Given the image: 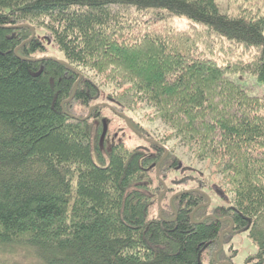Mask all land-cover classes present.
Masks as SVG:
<instances>
[{
    "label": "trees",
    "instance_id": "16d2710c",
    "mask_svg": "<svg viewBox=\"0 0 264 264\" xmlns=\"http://www.w3.org/2000/svg\"><path fill=\"white\" fill-rule=\"evenodd\" d=\"M262 1L232 0L229 12L217 0H0V264H215L223 226L196 224L204 186L256 245L246 261L264 264V93L240 82L264 84ZM37 28L62 64L32 58L44 50ZM102 85L150 106L165 140L220 182L173 187L159 212L163 179L184 167L164 140L99 148L96 99L128 111Z\"/></svg>",
    "mask_w": 264,
    "mask_h": 264
},
{
    "label": "rangeland",
    "instance_id": "374dc122",
    "mask_svg": "<svg viewBox=\"0 0 264 264\" xmlns=\"http://www.w3.org/2000/svg\"><path fill=\"white\" fill-rule=\"evenodd\" d=\"M231 2L232 0H217V3L220 4L223 9H226L229 12H231V6L233 5ZM257 7L258 5H256L255 8ZM260 14L264 15V0L261 3ZM172 23L178 29H186L191 24V22L184 17L174 18ZM36 33L44 47V50L35 52L32 54V58L37 60L50 58L55 61L62 62L63 53L58 48H56L54 44H51L45 40L43 37L44 29L37 28ZM88 76L93 78L94 74L88 73ZM240 82L252 96L261 97L263 95L264 84L257 83L254 78L250 76H244L241 78ZM100 89L102 91V95H110L116 102L122 103L124 105L125 109L128 110L124 116L128 119L130 126L132 127L133 125L134 128H130L128 123L119 115H117L111 108H107L106 104L101 102L102 99H96L94 103L101 105L100 115L102 117L101 133L98 140L99 148L103 149L104 141L106 140L107 146H111L116 143H123L128 148L139 147L145 152H148L149 145L152 141L164 140L163 142L165 148L171 151L173 155L176 156L177 159H179V161L182 163L181 166L184 167L182 172H176L172 170L167 174V177L165 178L167 186H170V182H174V186L178 187V189L182 191L193 186L195 179L202 180L203 178H209L210 181H208V183L210 184H217L220 182V177L213 174L214 170L207 162L194 159L189 154L187 149L182 147V145H180L177 141L165 140V137H168L169 135V131L159 120H151L150 115L152 116L153 110L150 106H146L143 102L135 99L134 97H119L123 93V90H118L114 86L102 85L100 86ZM97 127L98 122L95 121L93 127V136L95 134L94 132L97 130ZM91 148L92 158L96 165L105 166L108 164L107 155L102 151L101 152L103 153L102 155L105 159V163L102 165L98 161L96 152L94 150L93 138ZM185 180H187V182H184ZM176 182H179V184L176 185ZM208 188L209 187L204 186L201 189L210 193L211 206L224 207L227 202L213 194L211 195V192ZM165 204H167L166 201L163 202V206ZM156 216H158V212L153 206L150 210L149 218H155ZM231 247L232 264H244L249 257L256 254L257 252V247L252 242L251 238H249L248 231L236 232L232 234L230 243H226L221 247L222 256L231 257Z\"/></svg>",
    "mask_w": 264,
    "mask_h": 264
},
{
    "label": "flooded vegetation",
    "instance_id": "af4514ba",
    "mask_svg": "<svg viewBox=\"0 0 264 264\" xmlns=\"http://www.w3.org/2000/svg\"><path fill=\"white\" fill-rule=\"evenodd\" d=\"M173 187H176V186H174V182H170V186H167L166 185V179H163V181H162V191H161V193L159 195L161 197L160 201H158V199H157V206H158L159 212H162L164 209L166 210L167 209L166 208L167 204L169 206L172 205V198L174 196H176L175 193H174V195H172L171 197L168 198V202L164 206H163V201H161V200L163 198L166 199V195H168V193L170 192V190L173 189ZM188 190L200 193L199 190H196V189H193V188L192 189H188ZM159 196H158V198H159ZM202 204L207 209V211H206L205 216L202 218L201 221H203V220L208 218V219H211L212 221H214L215 223L221 224L223 226L222 232H221L220 237H219V249H218L217 253L214 254L215 264H232V261H231L232 260V247H231V257L221 256L222 259L220 261H218L217 260V254L221 253V247L224 244L230 243L231 236L234 233V228H235L234 220H233V218L229 217L230 214L226 215V213L224 211H222L223 207H221V206H219V207L211 206V199L209 197H207V201L205 203H202ZM213 209H216L217 212L214 211ZM198 222H200V221H198ZM221 235H222V237H221ZM226 235H229V236H227V238H225L223 240L224 236H226ZM255 263H257V261H250V262L246 261L244 264H255Z\"/></svg>",
    "mask_w": 264,
    "mask_h": 264
},
{
    "label": "water",
    "instance_id": "95a60500",
    "mask_svg": "<svg viewBox=\"0 0 264 264\" xmlns=\"http://www.w3.org/2000/svg\"><path fill=\"white\" fill-rule=\"evenodd\" d=\"M58 62V61H57ZM59 64H62L63 62H58ZM121 118H123L127 123H128V125H129V127L130 128H132L131 126H130V124H129V121H128V119L124 116V115H122V114H118ZM87 118H89V115L87 116ZM163 159L164 158H162V160L158 163V165H157V167H159V165H160V163L163 161ZM160 196H159V198H158V201H160ZM191 218H192V215H191ZM203 221H200V222H198V223H196V224H201ZM221 237H222V235H221ZM198 262H199V264H200V257H198Z\"/></svg>",
    "mask_w": 264,
    "mask_h": 264
}]
</instances>
